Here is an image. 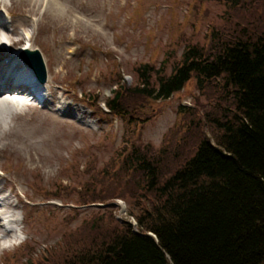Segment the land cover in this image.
<instances>
[{
	"label": "trees",
	"instance_id": "trees-1",
	"mask_svg": "<svg viewBox=\"0 0 264 264\" xmlns=\"http://www.w3.org/2000/svg\"><path fill=\"white\" fill-rule=\"evenodd\" d=\"M213 1L230 10L205 44L189 43L180 56L173 47L160 65H135L133 83L117 74L104 104L97 93L87 102L100 117L133 123L134 108L168 100L191 80L210 101L199 117L181 107L160 148L126 144L104 168L90 161L82 169L76 205L120 198L137 225L108 207L72 229L77 212L40 255L26 243L4 264H264V0ZM31 187L45 201L63 198Z\"/></svg>",
	"mask_w": 264,
	"mask_h": 264
},
{
	"label": "rangeland",
	"instance_id": "rangeland-1",
	"mask_svg": "<svg viewBox=\"0 0 264 264\" xmlns=\"http://www.w3.org/2000/svg\"><path fill=\"white\" fill-rule=\"evenodd\" d=\"M254 2L259 4L258 0H250ZM5 4L9 9L11 0H5ZM226 7L229 9L225 2L213 0H53L52 8H41L35 16L28 17L32 24L39 22L38 29L28 32L37 37L39 46L34 47L43 54L54 77L45 88L50 92L53 86L58 93L49 108L29 109L18 120L8 119V128L13 133L0 141V183L5 185L4 194L11 203L8 210L22 223L17 240H28L40 255L61 238L67 217L78 212L79 217L70 224L75 229L94 210L105 211L114 202H120L117 208L113 207L116 219L132 221L128 203L120 198L89 206L76 205L81 184L87 179L82 169L90 161L97 169L104 168L126 144L160 148L165 134L182 120L180 106L197 109L198 117L205 110L202 104L212 106L196 80L168 100L148 99L140 105L142 110L134 108L138 119L133 123L111 114L98 117L99 112L87 108L85 103L89 100L94 104L93 94L97 93L104 104L116 87L113 79L117 74L133 83L135 65H160L173 47L180 56L189 43L205 44L212 27L226 19ZM69 8L72 12L67 14ZM14 14L11 17L14 22L25 19L20 11L14 10ZM61 102L70 112H51ZM37 116L40 120L57 122L51 127L57 138L51 139L47 146L38 143L27 147L18 143L19 125ZM11 162L23 168L18 171ZM73 165L80 167L75 170ZM30 183L53 187L63 198L44 202ZM56 183L65 188L60 189ZM11 234L1 241L0 264L20 248L19 245L5 248Z\"/></svg>",
	"mask_w": 264,
	"mask_h": 264
},
{
	"label": "bare ground",
	"instance_id": "bare-ground-1",
	"mask_svg": "<svg viewBox=\"0 0 264 264\" xmlns=\"http://www.w3.org/2000/svg\"><path fill=\"white\" fill-rule=\"evenodd\" d=\"M53 0H11V7L8 9L4 0L0 2L1 11L6 12L9 16L14 17V10L20 11L25 15V19L19 22H1L0 21V141L5 139L8 136L9 132H12L8 128V119L18 120L27 115L29 109L33 108H21L20 101L15 95L18 93V90L25 89V92H30L24 84L23 78L17 74V68L13 67L8 61L7 58H11L12 61L21 63V60L14 54L15 50H20L25 46L29 45L28 49L35 50L38 45V39L35 35H32L28 32L29 29L36 30L38 29V23H30L28 17L31 15H36L41 8H52ZM0 11V17H1ZM72 9H67V14H70ZM2 18V17H1ZM7 41L10 45L5 46L4 42ZM18 67V66H17ZM33 72V69H30ZM49 80L43 84L46 85L49 82H53L54 77L48 70ZM14 81V82H13ZM57 83V82H55ZM50 101L48 105H52L55 102L54 95L58 93V89L50 86ZM65 96V94H64ZM22 102V101H21ZM65 111L70 112L67 106L63 105L61 102L58 108L51 109V112ZM57 124L53 120H40L39 116L31 119L29 121L24 120L22 124L19 125L20 132L16 134V141L23 144L27 147H35L38 143L48 145L51 139L57 138L53 136L51 127ZM13 133V132H12ZM73 164V163H72ZM11 165L15 169L20 171L23 166L16 165L14 162H11ZM32 184V183H30ZM5 185L0 183V244L1 241L6 238L9 234L14 233L16 228L22 224L19 223V220L15 218V215L10 212L8 209L11 207V203L8 196H5ZM8 218L10 224H12L11 230H7L3 223L2 219ZM49 229L51 226H47ZM20 229V228H19Z\"/></svg>",
	"mask_w": 264,
	"mask_h": 264
},
{
	"label": "water",
	"instance_id": "water-1",
	"mask_svg": "<svg viewBox=\"0 0 264 264\" xmlns=\"http://www.w3.org/2000/svg\"><path fill=\"white\" fill-rule=\"evenodd\" d=\"M27 60L33 65L37 73L40 75L42 82H46L47 73L46 67L41 56V53L37 50H26L25 52Z\"/></svg>",
	"mask_w": 264,
	"mask_h": 264
}]
</instances>
